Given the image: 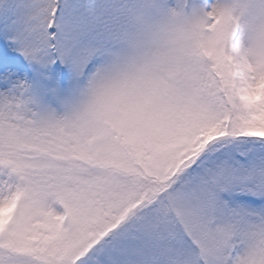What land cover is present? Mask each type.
Returning <instances> with one entry per match:
<instances>
[{"label": "snow or ice", "instance_id": "6c2138e0", "mask_svg": "<svg viewBox=\"0 0 264 264\" xmlns=\"http://www.w3.org/2000/svg\"><path fill=\"white\" fill-rule=\"evenodd\" d=\"M0 264H264V0H0Z\"/></svg>", "mask_w": 264, "mask_h": 264}]
</instances>
